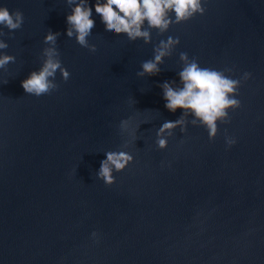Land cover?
<instances>
[{"label": "water", "instance_id": "water-1", "mask_svg": "<svg viewBox=\"0 0 264 264\" xmlns=\"http://www.w3.org/2000/svg\"><path fill=\"white\" fill-rule=\"evenodd\" d=\"M95 2L92 52L67 36V0H0L24 15L20 29L0 25V53L16 57L0 69V264H264V0H202L203 15L152 30L150 44L106 31ZM49 30L70 77L57 71L58 88L37 97L21 82ZM168 36L180 44L161 72L138 77ZM181 52L233 69L241 107L215 139L189 115L159 149V127L183 115L159 86L179 83ZM120 150L133 159L109 186L97 172Z\"/></svg>", "mask_w": 264, "mask_h": 264}, {"label": "clouds", "instance_id": "clouds-1", "mask_svg": "<svg viewBox=\"0 0 264 264\" xmlns=\"http://www.w3.org/2000/svg\"><path fill=\"white\" fill-rule=\"evenodd\" d=\"M72 7L71 14L67 15V36L75 37L77 43L95 52L96 46L90 44L88 37L95 27L92 18L93 10L89 0H67ZM206 9L202 0H96L95 12L101 17L105 30L113 34L125 35L130 41L143 39L145 43L152 42V30L160 34L166 33L173 23L180 24L193 19L197 14L203 15ZM174 15V18H173ZM24 23V15L20 10L10 12L7 7H0V25L6 27L9 32L20 29ZM8 33L0 30V37ZM60 33L48 31L44 43L49 45L43 49L42 66L38 71H32L21 84L27 94L37 97L50 94L58 88L55 82L57 71L67 81L70 77L69 71L62 66L60 53L56 42ZM180 44V39L168 36L166 40H160L154 48L152 59L143 61L138 77L154 76L161 72V65L165 58L171 57L174 49ZM9 45L4 39H0V50L7 49ZM16 57L0 53V69L7 70V65L14 63ZM180 61L183 64L178 73L177 81H165L159 85L163 90L165 107L176 112L183 109V115L176 121H165L157 132V145L159 149L168 147L167 136H172L176 128L187 132L189 115L194 118L190 121L193 126H203L207 129L210 139H215L218 134V122L229 123V111L241 107V101L236 97L241 86V79H233L228 75L233 69L225 68L216 70L209 67H201L196 58H189L186 52L180 53ZM251 78V73H244L242 80ZM7 83V81H5ZM132 118L120 122L119 128L122 134L129 132ZM135 139V130L131 133ZM226 142L229 146L235 140L228 137ZM126 141L123 147H127ZM106 159L101 161V167L97 177L111 186L115 177L113 172L125 170L133 157L129 152L107 151ZM95 234V233H94Z\"/></svg>", "mask_w": 264, "mask_h": 264}]
</instances>
